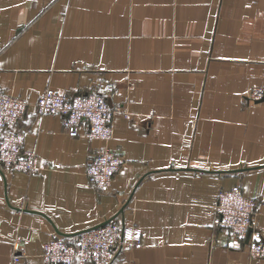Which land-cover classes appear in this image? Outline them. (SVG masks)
<instances>
[{"label":"crops","instance_id":"obj_1","mask_svg":"<svg viewBox=\"0 0 264 264\" xmlns=\"http://www.w3.org/2000/svg\"><path fill=\"white\" fill-rule=\"evenodd\" d=\"M263 70L264 0H0V91L28 102L11 129L37 157L0 172V264H54L41 253L58 231L112 217L142 244L110 264H264L215 224L218 191L237 186L264 235V100L247 95ZM49 87L104 95L112 138L38 113ZM106 146L123 160L99 188L85 169Z\"/></svg>","mask_w":264,"mask_h":264},{"label":"built area","instance_id":"obj_2","mask_svg":"<svg viewBox=\"0 0 264 264\" xmlns=\"http://www.w3.org/2000/svg\"><path fill=\"white\" fill-rule=\"evenodd\" d=\"M251 101L264 100V70L260 82L248 90ZM40 114H57L71 136H76L80 125L86 126L90 137L108 141L113 136L111 123L112 108L104 95L90 91L70 95L53 88L41 91L34 103ZM28 102L16 95L0 91V169L33 173L37 169L36 154L22 147L24 133L11 126L21 120ZM122 156L104 147L94 154L86 165L85 172L91 183L106 188L122 164ZM215 224L228 230L240 241L247 237V249L251 257L264 259V235L253 231L256 212L254 199L242 194L237 186L218 191L215 203ZM249 231H253L249 236ZM141 228L123 225L110 219L103 225L82 231L74 236H55L43 245L41 256L44 261L54 264H110L119 249L139 247ZM19 261V255H12V264Z\"/></svg>","mask_w":264,"mask_h":264},{"label":"water","instance_id":"obj_3","mask_svg":"<svg viewBox=\"0 0 264 264\" xmlns=\"http://www.w3.org/2000/svg\"><path fill=\"white\" fill-rule=\"evenodd\" d=\"M263 100V99H262ZM262 100H258V101H262ZM249 168H253V167H239V168H234V169H229V170H226V171H232V172H235V171H242V170H247V169H249ZM190 170H202V169H194V168H189ZM0 172H2L3 173V171L0 169ZM124 205H125V203H124ZM121 211H122V208H121ZM113 218V217H112ZM112 218H109L108 220H110V219H112ZM108 220H106V221H103V222H101V223H99L98 225H96V226H94V227H92V228H95V227H97V226H100V225H103L104 223H106ZM89 229H91V228H89ZM86 230H88V229H84V230H82V231H86ZM82 231H79V232H77V233H72V234H69V233H63V232H60V231H58V234L59 235H62V236H72V235H76V234H78V233H80V232H82ZM248 239V237L246 238V240Z\"/></svg>","mask_w":264,"mask_h":264}]
</instances>
